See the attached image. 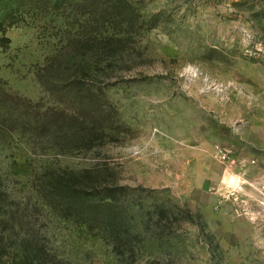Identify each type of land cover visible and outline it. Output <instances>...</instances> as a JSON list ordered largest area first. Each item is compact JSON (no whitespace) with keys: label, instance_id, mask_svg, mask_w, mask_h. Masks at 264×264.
Listing matches in <instances>:
<instances>
[{"label":"rangeland","instance_id":"obj_1","mask_svg":"<svg viewBox=\"0 0 264 264\" xmlns=\"http://www.w3.org/2000/svg\"><path fill=\"white\" fill-rule=\"evenodd\" d=\"M1 17L16 234L72 264H264V0H1ZM84 170L93 198L116 188L120 243L47 210L41 181Z\"/></svg>","mask_w":264,"mask_h":264},{"label":"trees","instance_id":"obj_2","mask_svg":"<svg viewBox=\"0 0 264 264\" xmlns=\"http://www.w3.org/2000/svg\"><path fill=\"white\" fill-rule=\"evenodd\" d=\"M0 19V28L2 29L5 22L2 17ZM92 52H95L97 59L105 55L100 47H94ZM70 123L66 121L67 126ZM88 128L87 125L83 130L86 131ZM86 139L88 141V138ZM65 174L66 176L63 178H48L41 181L39 193L43 192V196L49 199L51 203V208L49 206L47 210L50 212L57 209L60 216H66V218L65 216L62 217L65 219H70V216L74 215L80 220H84L81 222L86 225L82 229L83 233H92L98 242H109L112 238L117 243H120V229H123L121 228L120 217H123L116 211L118 208L115 206L113 199L110 198V194L116 191V188L113 186L104 188L99 193L100 196L93 198L90 193L98 192V187L88 170L81 172L80 176L75 175V173L67 174L65 172ZM7 199L6 193L0 190V264L73 263V259H66L65 262V259H61L57 255L58 245L51 243L49 247L46 242L39 240L35 236L16 234V228H12V221L15 218L14 211L11 212V216L7 215L1 206L7 202ZM118 228L119 230L116 232Z\"/></svg>","mask_w":264,"mask_h":264},{"label":"built area","instance_id":"obj_3","mask_svg":"<svg viewBox=\"0 0 264 264\" xmlns=\"http://www.w3.org/2000/svg\"><path fill=\"white\" fill-rule=\"evenodd\" d=\"M260 194L262 195L261 196V201H260V206H262L264 208V186L261 188ZM260 220H262L263 225H264V215H262ZM255 221H258V218H256Z\"/></svg>","mask_w":264,"mask_h":264}]
</instances>
